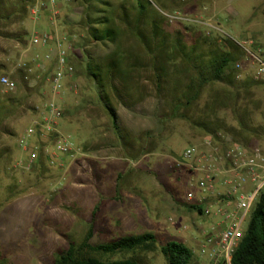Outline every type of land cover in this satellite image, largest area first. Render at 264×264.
<instances>
[{"label":"rangeland","instance_id":"rangeland-1","mask_svg":"<svg viewBox=\"0 0 264 264\" xmlns=\"http://www.w3.org/2000/svg\"><path fill=\"white\" fill-rule=\"evenodd\" d=\"M143 4L148 7L147 13L140 15L137 0H115L121 29L118 46L130 53L128 62L139 66L127 83L116 75L112 87L110 82L107 84L118 125L127 136L126 144L101 103L96 85L85 72L90 58L107 63L117 46L91 42L80 24L83 7L77 0H60L56 22L48 11L39 17L30 14L21 24L16 17L0 21V77L7 76L17 86L11 92L0 84L1 264H52L69 243L79 246L91 232V245L126 235L153 233L157 248L109 257L85 251L83 257L133 258L139 264H168L161 247L178 241L193 250L194 264H206L202 248L207 238L215 237L218 231L208 217L192 208L206 207L198 201L206 195L198 187L203 174L193 180L186 167L179 168L177 163L183 161L188 147L210 152L211 148L205 145L208 137L219 151L235 142L243 145L240 139L246 137L247 149L260 148L264 153V82L254 79L255 66L239 45L252 42V48L262 47L264 55V0H143ZM168 14H176L179 19L169 20ZM55 24L67 36L69 61L75 69L65 90L55 98L63 110L58 132L79 150L62 174L56 172L59 167L46 166L44 151H40L33 171L16 168L19 162L27 163L33 151L30 147L24 150L22 143L28 140L34 120L45 112L44 103L52 100L47 77L56 70L51 66L46 73V68L29 71L32 65L25 62L30 61L36 68L52 62L48 57L51 52H44L45 46L34 44L32 38L36 33L52 31ZM23 28L28 32L29 45L12 35ZM164 38L168 52L182 53L200 45L196 52L206 57L213 47L224 45V39L232 40L239 48L232 69L239 80L257 82L251 81L249 90L233 102L241 112L235 114L231 103L209 117L205 93L188 113L191 120L181 113L187 111L175 113L174 97L194 72L191 69L189 73L181 59L172 68L173 76H168L159 89L158 71L142 40L157 45ZM167 50H161L164 56ZM204 55L205 60L209 58ZM164 56L159 60L161 65ZM169 67L166 65L168 74ZM71 85L77 87L70 89ZM245 110L249 117L244 121L256 133L247 134L240 125ZM202 121L205 125H200ZM208 130H217L222 139L214 141ZM91 150L96 152L93 159L88 157ZM190 192L194 193L192 201L187 199ZM248 221L249 218L244 230Z\"/></svg>","mask_w":264,"mask_h":264},{"label":"trees","instance_id":"trees-1","mask_svg":"<svg viewBox=\"0 0 264 264\" xmlns=\"http://www.w3.org/2000/svg\"><path fill=\"white\" fill-rule=\"evenodd\" d=\"M77 1L83 7L80 24L85 27L91 42L101 45L117 46L116 49L110 53V56H108L110 59L107 63L100 60L94 61L90 58L85 67V72L96 85L101 103H103L105 109L109 112L113 121V126L120 139L126 144L127 136L118 125L119 117L109 99L107 84L110 82L112 87L113 77H116V75H119L121 79L127 83V79L130 78L132 72L137 70L136 68L139 66L135 63L128 62L131 58L130 53L118 46V42L121 38L120 21L118 17L119 7L115 5V0ZM34 4V0H0V21L16 17L21 24L27 19L29 9ZM137 5L140 15L147 13L148 7L143 4V0H137ZM130 30L132 33L137 34L136 30ZM12 35H14L19 42L25 40L26 45L28 32L24 29ZM166 42V38H164L162 42L157 43V45H151L152 43L148 42V40H142L147 55L152 57V62H154L156 71H158L157 80L159 89H162L163 83L168 81V76H173L172 68L177 66L178 61L181 59H184L186 66L189 67L188 72L190 73L191 69L192 72H194L193 74H189L188 82L180 85V91L178 95L174 97L175 113L179 114L180 110L187 111V113L181 112L187 120H191L188 113L202 100L205 93H208L206 110H208L210 117L216 114L220 108L224 109L225 106L227 107V105L237 102V96L249 90L251 85H253V81L249 78L239 80L238 76L235 74V70L232 69L236 63V51L239 48L230 39H224L225 44L219 48L216 46L213 47L214 50L211 51V54L207 56L209 58L206 60L203 57L204 54L201 55L196 52V50L200 48V45L198 48L192 46L191 50L188 49V51L182 53L178 50L176 54V52L172 53V50L168 52L165 47ZM163 48L164 51L167 50L165 56L161 52ZM162 56L166 57L163 62L164 65H161L159 61ZM204 56L206 57V55ZM124 60L125 63H122ZM165 64L170 65L169 69H171V71L169 74ZM159 72L161 73L159 74ZM255 82L256 81L253 83ZM233 109L235 114L241 112L235 104ZM246 111L247 110L244 111L245 115L243 117L241 116V120H239L240 125L247 134L256 133L253 129H250L248 126L249 124L244 121L246 116L249 117V113ZM200 125H205V122H200ZM221 128L219 126V129ZM208 132L212 134L214 141H220L222 139L221 134H219L217 130H208ZM240 140L243 141V145L237 142L233 144H238L247 148L248 143H246V137ZM192 208L203 213L200 206H192ZM91 238L92 232L79 246L75 243H69L67 250L58 255L52 264H139L138 261L133 258L105 260L101 257L94 256L83 257L82 253L89 251L99 254L102 257H109L122 253L154 251L157 248V237L153 233L126 235L98 245H91ZM161 253L166 258L168 264H194L193 250L182 242H167L161 247ZM232 264H264V189L261 191L251 212L244 236L232 256Z\"/></svg>","mask_w":264,"mask_h":264},{"label":"built area","instance_id":"built-area-1","mask_svg":"<svg viewBox=\"0 0 264 264\" xmlns=\"http://www.w3.org/2000/svg\"><path fill=\"white\" fill-rule=\"evenodd\" d=\"M65 1L71 2L73 0ZM148 1L153 3V0ZM60 9V0H35V4L29 9V13L39 17L41 13L48 11L51 20L56 22ZM166 18L169 20L179 19L176 14H168ZM215 29L223 33L219 28ZM66 41L67 39L59 38L51 31L42 34L36 33L32 38V42L36 45L51 46L56 44V51H52L48 56L51 60L56 56V70L47 77V82L52 88V100L49 103H44L42 108H45V112L40 113V116L34 120V128L28 131V140L22 143L24 150H28L30 147L33 151L28 162L24 164L19 162L16 165L17 169L33 171L39 161L40 151H44L49 166L59 168L64 165L62 157L72 159L79 155V150L74 144L58 132V123L63 116V110L56 103L55 98L65 90L66 82L75 73V69L69 61L70 48L66 46ZM252 44V42L239 43L255 66L254 79L258 82H264L263 48L259 46L252 48ZM22 66L25 67V64ZM237 68H240V65H237ZM0 84L11 92H15L17 89L16 84L7 76L0 77ZM76 87V85H71L70 89ZM38 109L41 111V108ZM40 138L47 142L50 141V145H44L45 148H43L40 143L37 144ZM212 144V138H206L205 145L211 148L208 154H203L197 147H188L182 156L183 161L178 162L177 167H187L192 172H201L203 178L199 181L198 187L206 194L215 193L216 186L220 181L225 185H231L232 194L239 193L237 200L239 214H228V218H230L228 226L219 231L215 237L209 236L202 248V254L207 257L206 264H232V256L244 236L243 225L250 218L255 203L264 189V153L260 148L247 149L238 144H231L219 151L212 147ZM227 163L232 165L231 169H225L227 175L225 174L221 178L223 170H221L220 165ZM249 182L254 185V188L246 193L244 187ZM192 185L194 184L192 183ZM187 199L192 201L194 193H188ZM217 212L221 214L223 210L218 209ZM212 214V206L204 208L202 213L206 217H210Z\"/></svg>","mask_w":264,"mask_h":264},{"label":"crops","instance_id":"crops-1","mask_svg":"<svg viewBox=\"0 0 264 264\" xmlns=\"http://www.w3.org/2000/svg\"><path fill=\"white\" fill-rule=\"evenodd\" d=\"M29 15H30V13L28 14V16ZM45 25H46V23L44 24V26ZM23 27H24V25H23ZM23 29L25 30V28H23ZM51 32H54L55 35H57L59 38L67 39V36H65L64 34L62 35V31H60V29L58 28V26L56 24L52 28ZM27 44H28V41H27ZM42 49H43L44 52L46 50L48 52L49 51L50 52H52V51L55 52L56 51V44L54 43L51 46H45V48H42ZM55 61H56V56L52 58V62H49V63H47L45 65H37V68L30 61H27V63L25 62V64H27V65L29 64L30 66L32 65L31 66L32 68L30 67L31 69L29 71L34 70V69L37 71V70L46 68V70H45V73H46L48 71V69H50L51 66L52 67L53 66L56 67ZM49 72H50V70H49ZM46 77H47V74H46ZM50 95H51V92H50ZM37 108H38V106H37ZM41 141L44 142L45 140H42V139L40 140L39 139V141H38V143L40 142V145L43 148H45V146H44L45 144H43ZM201 152L203 154H208L209 151L208 152L207 151H205V152L201 151ZM88 153L90 155L88 157H91V159H93L92 157L95 155L96 152L94 150H91ZM43 154L45 155V153H43ZM62 160L64 162V165L62 167H60V168H56V172H59L61 174H62L63 171L66 170L65 167H66L68 161L70 160V158L62 157ZM46 166L49 167L48 163H47ZM231 166L232 165L229 164V163L220 165L221 170H223V174L221 175V178L224 177L225 174H226L225 169H231ZM180 168H182V167H180ZM185 169L188 170L189 174L193 175V180H194L195 176H197L199 173H201V172H197V171H193L192 172L187 167ZM253 188H254V185L251 182H249L247 185H245L244 190H245L246 193H248V192L252 191ZM231 191H232L231 185H228V184L225 185L222 181H220V183H218L217 186H216L215 193L208 194V195L207 194L206 195H202V197H200V199H198L199 203H205L206 207L207 206H212L213 207V214L210 217H208V221H210L214 226H216L218 232L221 231V230H224L228 226V224L230 222V218H228V214L236 215V214H239V212H240L238 210V207H237V202L238 201H236V199H235V197H239V193L232 194ZM200 207H201L202 210H204V208H206V207H202V206H200ZM218 209H222L223 213H221V214L218 213L217 212Z\"/></svg>","mask_w":264,"mask_h":264}]
</instances>
